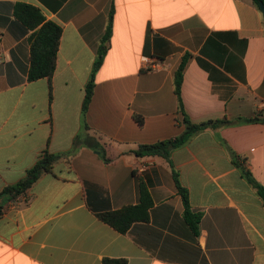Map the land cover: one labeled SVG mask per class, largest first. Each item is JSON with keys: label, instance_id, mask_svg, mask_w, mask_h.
Segmentation results:
<instances>
[{"label": "crops", "instance_id": "crops-1", "mask_svg": "<svg viewBox=\"0 0 264 264\" xmlns=\"http://www.w3.org/2000/svg\"><path fill=\"white\" fill-rule=\"evenodd\" d=\"M18 3L62 28L51 80H28L32 32L14 16ZM111 12L84 119L108 150L106 164L75 140ZM185 57L180 105L174 76ZM255 117L172 152L191 210L202 215L196 233L169 162L134 151L180 136L186 119ZM263 120L264 17L252 0H0V192L45 150L64 154L54 175L0 204V264H264V202L242 172L264 186ZM140 183L153 201L148 221L122 234L99 219L138 204Z\"/></svg>", "mask_w": 264, "mask_h": 264}, {"label": "trees", "instance_id": "trees-1", "mask_svg": "<svg viewBox=\"0 0 264 264\" xmlns=\"http://www.w3.org/2000/svg\"><path fill=\"white\" fill-rule=\"evenodd\" d=\"M252 1L258 9H260V4L264 5V0ZM14 16L24 26L25 30L32 32L29 37L31 56L28 80L31 82L44 78L51 80L56 71L58 51L62 37V28L57 23L47 20L39 8L29 4H16L14 6ZM112 22L113 14L111 12L109 15V22L105 35L101 40V44L97 52V57L91 77L86 84V94L82 107L83 120L85 119L94 94L95 75L100 69L104 61V57L108 51V42L112 34ZM187 62L188 58L185 57L174 76L175 94L178 97L180 105L182 104L181 86L183 82V73ZM135 119L139 125L143 124V119L141 117H135ZM258 121H260L259 117H255L253 119H238L234 122L229 121L225 118L222 120H210L204 123L195 124L186 119L184 121L185 129L180 136L174 139L157 142L155 144L140 145L138 149L134 151V154L138 157L159 156L169 162V164L173 168V176L177 189L183 199L185 207V220L187 224L192 228V230L197 233L199 231L202 215L194 213L191 210L188 191L184 187H182L179 179V173L174 169V165L171 160L172 152L175 149H178L187 144L198 133H201L208 129L215 130L223 126ZM83 130L84 132L77 136L75 140V146L86 147L97 151L104 163H110L112 159L108 156L107 148L101 143L100 138L96 137L90 132V128L85 123V120ZM62 156H64V154H54L50 153L48 150H45L41 154L37 162L34 164V166L26 172L23 180L16 183L15 185L5 187L0 192V204L25 197L29 189L32 188V186L43 175H54V166ZM232 156L234 163L236 165H239L238 162L240 161V158L234 153ZM242 172L246 180L256 190L257 194L264 202V186H262L254 179L252 173L249 170H242ZM152 205L153 201L148 189L143 183H140L138 204L125 206L118 210L108 209L102 212H98V217L101 221L110 225L118 232L126 234L130 231L135 223L146 222L149 220L150 209L152 208ZM1 208L2 205L0 206V211ZM93 208L94 207H91L90 205V209L93 210ZM103 264H127V261L124 259H105L103 261Z\"/></svg>", "mask_w": 264, "mask_h": 264}, {"label": "water", "instance_id": "water-1", "mask_svg": "<svg viewBox=\"0 0 264 264\" xmlns=\"http://www.w3.org/2000/svg\"><path fill=\"white\" fill-rule=\"evenodd\" d=\"M260 10H261L263 17H264V5L263 4H260Z\"/></svg>", "mask_w": 264, "mask_h": 264}, {"label": "built area", "instance_id": "built-area-1", "mask_svg": "<svg viewBox=\"0 0 264 264\" xmlns=\"http://www.w3.org/2000/svg\"><path fill=\"white\" fill-rule=\"evenodd\" d=\"M145 60H147V59H145ZM141 170L143 171L144 170V167H142Z\"/></svg>", "mask_w": 264, "mask_h": 264}]
</instances>
